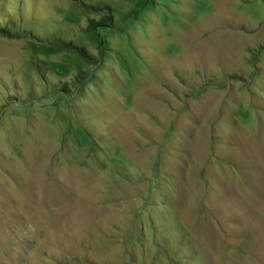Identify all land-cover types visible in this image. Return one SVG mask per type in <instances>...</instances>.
<instances>
[{
	"label": "rangeland",
	"instance_id": "1",
	"mask_svg": "<svg viewBox=\"0 0 264 264\" xmlns=\"http://www.w3.org/2000/svg\"><path fill=\"white\" fill-rule=\"evenodd\" d=\"M0 11V264H264V0Z\"/></svg>",
	"mask_w": 264,
	"mask_h": 264
},
{
	"label": "trees",
	"instance_id": "2",
	"mask_svg": "<svg viewBox=\"0 0 264 264\" xmlns=\"http://www.w3.org/2000/svg\"><path fill=\"white\" fill-rule=\"evenodd\" d=\"M5 16L3 15V13H1L0 11V32L1 33H10L11 31H8L3 25V21L2 19L4 18ZM106 24V21L104 19H101L100 21L94 23V26L95 28H101L103 26H105Z\"/></svg>",
	"mask_w": 264,
	"mask_h": 264
}]
</instances>
